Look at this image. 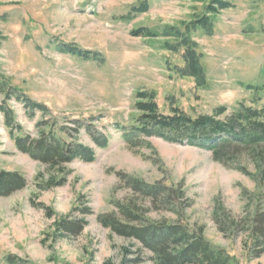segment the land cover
Segmentation results:
<instances>
[{
    "label": "rangeland",
    "instance_id": "374dc122",
    "mask_svg": "<svg viewBox=\"0 0 264 264\" xmlns=\"http://www.w3.org/2000/svg\"><path fill=\"white\" fill-rule=\"evenodd\" d=\"M212 1L0 0V80L51 108L47 116L30 118L14 95L8 104L18 124L37 137L40 127L56 122L68 127L66 140H78L96 155L66 163L63 182L48 188L51 177L60 179L61 166L19 149L0 111V167L26 180L11 195H0V264H12L9 256L26 264H122L125 247L132 249L130 264H153L137 240L99 220L116 212L118 202L142 197L126 182L131 176L182 184L192 203L187 223L202 225L205 238L238 264H264V251L256 255L249 231H221L216 220L223 209L242 220L264 208V149L224 164L204 147L135 131L139 91L153 95L164 113L174 105L193 117L221 106L228 114L241 103L264 106V0H226L232 6L214 13L210 28L187 30ZM140 27L151 34L133 35ZM184 40L203 73L188 68ZM72 46L90 58L72 54ZM43 118L51 122L38 126ZM96 135L106 145H96ZM42 204L52 207L53 217ZM86 206L91 213L82 211ZM148 213L177 217L166 209ZM60 216L87 223L76 235L66 230L59 236Z\"/></svg>",
    "mask_w": 264,
    "mask_h": 264
},
{
    "label": "trees",
    "instance_id": "16d2710c",
    "mask_svg": "<svg viewBox=\"0 0 264 264\" xmlns=\"http://www.w3.org/2000/svg\"><path fill=\"white\" fill-rule=\"evenodd\" d=\"M231 6L232 3L229 1L213 0L202 16L187 24V30L196 27L210 28L213 14ZM145 33L150 35V29L140 27L133 31V35L136 36ZM181 42L187 46L188 68L192 72L203 73L191 42L186 40ZM69 50L74 55L90 58V56L86 57L85 51L73 46L69 47ZM0 92L4 94V99L0 102V111L4 114L6 126L14 134L17 147L43 163L61 166L60 179L51 177L47 181L48 188L63 182L66 163L74 160H95L93 148L78 140H66L62 134H68V127L60 126L56 122L50 123V119H45L47 117L40 120L38 126L49 122L50 127H40L37 137H32L30 133L23 131V127L15 118L14 109L8 104V99L14 95L22 99L30 118H34L38 112L47 116V113H51V108L32 99L22 89L8 83L6 79L0 80ZM137 97V109L140 112L137 119L139 125L135 128L137 134L155 135L173 142H187L204 147L211 151L216 160L224 164L233 163L241 158L244 151L253 154L261 153L264 149V106L254 108L241 103L231 114L227 113L226 107L221 106L212 114L193 117L174 105L170 113H164L153 95L147 92L139 91ZM76 121L78 122L79 119ZM87 130L90 136L91 130ZM127 137L128 140L131 139L130 135ZM94 141L96 145L101 146L108 142L106 138L101 140L97 135ZM126 182L134 194L142 197H138L137 200L135 196H130L118 202L116 212L100 215L99 220L113 232L137 240L144 250L152 253L150 256L153 264H238L224 247L214 245L205 238L202 225H191L186 222L185 211L192 203L182 184L177 186L162 181L147 182L135 176L126 178ZM24 186L26 180L23 175L0 167V195H11ZM143 199H146L148 204ZM148 205L152 207L151 209L171 211L177 217L176 219L153 218L148 213L151 209L146 208ZM41 207L45 208L48 216L53 217L54 211L51 206L42 204ZM82 211L91 213L90 207L87 206L82 207ZM216 220L221 231L227 229L249 231L248 239L252 240V248L256 251V255L264 251V208L255 209L249 217L242 220H238L223 209L221 215H216ZM86 223L84 217L71 219L69 216H60L55 221L56 233L65 236L68 230L76 235L83 231ZM125 252L122 264H130L132 259L128 257V253H131L132 249L125 247ZM8 261L12 264H26L16 256H9ZM106 264L112 263L108 261Z\"/></svg>",
    "mask_w": 264,
    "mask_h": 264
}]
</instances>
